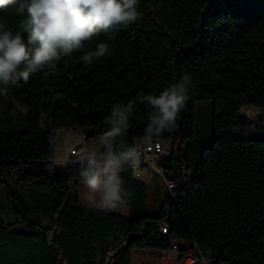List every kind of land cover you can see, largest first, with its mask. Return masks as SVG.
Returning <instances> with one entry per match:
<instances>
[{"label":"trees","instance_id":"16d2710c","mask_svg":"<svg viewBox=\"0 0 264 264\" xmlns=\"http://www.w3.org/2000/svg\"><path fill=\"white\" fill-rule=\"evenodd\" d=\"M137 11L136 22L100 32L47 78L38 71L0 96V264H133L135 251L159 254L173 242L184 244L179 264L189 251L207 264H264V138L241 136L249 120L239 113L264 109V0H139ZM23 19L0 10L27 43ZM101 42L109 54L85 65ZM185 74L186 104L152 140L171 143L153 170L166 178L165 196L156 192L152 206V169L125 165L129 215L82 203L77 149L53 168L57 133L99 140L112 106L131 101L123 139L142 143L147 97ZM199 100L213 106L206 143L195 135Z\"/></svg>","mask_w":264,"mask_h":264},{"label":"clouds","instance_id":"9594fccd","mask_svg":"<svg viewBox=\"0 0 264 264\" xmlns=\"http://www.w3.org/2000/svg\"><path fill=\"white\" fill-rule=\"evenodd\" d=\"M139 0H0V10L11 9L22 16L20 27L28 34L27 43L5 21H0V96H7L9 86L28 81L31 74L44 71L47 78L57 62L84 47L102 31L125 26L139 19ZM109 54L106 42L81 57L85 65ZM192 84L190 74L166 87L159 96L147 97L152 111L142 140L150 143L154 137L175 126L179 112L188 99ZM60 97H58L59 99ZM133 103L115 104L106 117L108 130L99 137V148L78 156L80 176L92 193L90 202L104 207H116L130 195L123 188L119 175L125 165L136 166L139 154L135 146L124 142L129 128ZM99 197V201L95 197Z\"/></svg>","mask_w":264,"mask_h":264},{"label":"rangeland","instance_id":"374dc122","mask_svg":"<svg viewBox=\"0 0 264 264\" xmlns=\"http://www.w3.org/2000/svg\"><path fill=\"white\" fill-rule=\"evenodd\" d=\"M212 103L210 100H199L196 102V120H195V135L199 141L206 143L211 139V129H210V120L212 115ZM239 113L248 118L249 124L245 127V132L240 133L243 137L250 138H264V109L256 107L253 105H243L239 109ZM86 131H89L86 129ZM165 151L170 153L171 143L168 141H163ZM75 146V147H74ZM182 146L186 148V144L183 143ZM77 149V154L73 157L74 160H78V156L86 151L92 149H99L98 140H89L86 141L81 135L75 133L72 130L61 129L56 136L55 143V154L56 160L53 163V168L55 171L63 169L65 163V158L68 156L70 149ZM151 176L155 177L153 181L156 184V187L151 188L148 194V200L152 206L155 203L156 192L160 197V200L165 196V189L163 186L162 177L153 170ZM151 180V179H150ZM80 201L84 204H89L97 207H102L114 212H118L123 215H129L130 210L128 207L121 204L116 207H104L98 206L90 202V197L92 193L85 187L84 182L82 181L77 188L76 192ZM99 201V197H95ZM168 253V252H167ZM160 251L159 254L148 250H138L133 253V264H179V251L178 253H168ZM192 253L187 252L183 259V264H192Z\"/></svg>","mask_w":264,"mask_h":264},{"label":"built area","instance_id":"2783aa9c","mask_svg":"<svg viewBox=\"0 0 264 264\" xmlns=\"http://www.w3.org/2000/svg\"><path fill=\"white\" fill-rule=\"evenodd\" d=\"M137 152L139 154V162L136 166H134V170L136 172H140L142 169H152L154 171H157L160 173V170L157 166V158L160 154L164 152V147L162 146H153L149 149H139V145L136 146ZM162 179H166L163 175H161ZM173 183H172V189H173ZM160 229L162 232H165L166 226L161 225ZM184 244H177L173 242L172 246L168 250H163L164 252L168 253H178L181 246ZM190 252V251H189ZM167 253V254H168ZM192 253V252H191ZM192 264H207L206 260L202 257H195L192 253Z\"/></svg>","mask_w":264,"mask_h":264},{"label":"bare ground","instance_id":"6f19581e","mask_svg":"<svg viewBox=\"0 0 264 264\" xmlns=\"http://www.w3.org/2000/svg\"><path fill=\"white\" fill-rule=\"evenodd\" d=\"M137 145H139V149H149L150 147H153V146H162L163 147L162 143L159 141H152L148 144H145L144 142H142V143L135 142L133 146L136 147ZM74 151H75L74 148H72V149H70L69 153H73ZM166 185L169 189H172V184L169 183L168 181L166 182Z\"/></svg>","mask_w":264,"mask_h":264}]
</instances>
